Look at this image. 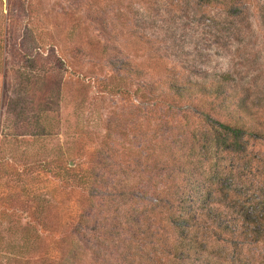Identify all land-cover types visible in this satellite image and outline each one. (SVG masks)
Wrapping results in <instances>:
<instances>
[{
	"label": "rangeland",
	"instance_id": "1",
	"mask_svg": "<svg viewBox=\"0 0 264 264\" xmlns=\"http://www.w3.org/2000/svg\"><path fill=\"white\" fill-rule=\"evenodd\" d=\"M217 2L0 0V212L7 216L0 224L2 264L12 258L36 264L64 239L77 242L78 264H119L114 240L102 234L122 213L113 210L118 202L110 184L125 178L131 188H144L150 223L157 217L149 200L170 195L169 179L183 177L174 168L178 159L170 160L187 151L177 113L149 104L169 80L208 83L229 71L238 89L250 86L240 92L251 105L264 104V0H233L230 11ZM122 60L141 70L140 77H125ZM142 80L151 91L137 89ZM58 156L76 168L96 165L100 156L110 164L102 185H93V192L100 190L88 216L95 231L70 232L85 189L40 166L22 168L23 162ZM3 168L14 176L21 172L19 179ZM100 173L95 168L92 176L99 180ZM246 249L241 258L264 264V247ZM147 252L149 258L134 262L168 263ZM223 252L237 264L229 248Z\"/></svg>",
	"mask_w": 264,
	"mask_h": 264
},
{
	"label": "trees",
	"instance_id": "2",
	"mask_svg": "<svg viewBox=\"0 0 264 264\" xmlns=\"http://www.w3.org/2000/svg\"><path fill=\"white\" fill-rule=\"evenodd\" d=\"M204 1H219L227 11L233 5V0ZM119 68L131 79L142 74L127 60H122ZM230 76L229 71H222L208 83L197 79L181 83L172 79L149 103L160 104L164 114L177 113V128L185 139L187 151L181 158L173 156L170 160H179L174 168L183 177L178 182L169 179L170 195L149 200L152 201L149 210L157 217V221L150 223H146L149 218L143 208L144 188H131L125 178L110 184L118 202L113 210L122 213L113 218L110 229L102 234L114 240L112 245L119 264H134V258H149L148 249L153 253L151 257L167 258V264H229L223 252L228 248L237 264H251L248 258H241L246 248L264 247V151L257 146L264 145V104L251 105L240 92L250 86L238 89L229 82ZM142 82H137V89L152 90L149 82ZM61 159L58 156L47 162H23L22 168L28 171L40 166V170L85 189L87 195L72 218L70 232L78 234L83 227L95 231L97 228L89 225L88 216L100 190L93 192V185H102V170L109 171L110 164L100 156L96 165L76 168L73 164H63ZM95 168L101 170L99 180L92 176ZM3 170L15 182L21 174L14 176L11 170ZM27 192L31 189L27 188ZM137 195H140L138 199ZM33 196L37 197L36 193ZM6 219V214L0 212V224ZM12 221L7 223L11 225ZM30 226V223L23 225L26 229ZM29 246L19 248V253L27 251ZM79 252L74 239H64L55 254L36 264H78ZM20 259L12 258V264L21 263ZM24 262L31 264L29 258Z\"/></svg>",
	"mask_w": 264,
	"mask_h": 264
}]
</instances>
